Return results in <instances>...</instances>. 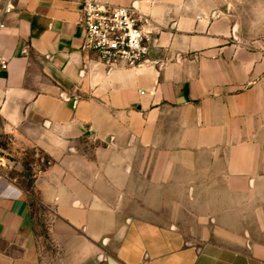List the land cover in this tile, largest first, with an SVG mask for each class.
<instances>
[{
  "label": "crops",
  "instance_id": "1",
  "mask_svg": "<svg viewBox=\"0 0 264 264\" xmlns=\"http://www.w3.org/2000/svg\"><path fill=\"white\" fill-rule=\"evenodd\" d=\"M136 4L147 64L83 49L80 0H0V132L40 151L33 191L0 160V264H264V41L225 0Z\"/></svg>",
  "mask_w": 264,
  "mask_h": 264
},
{
  "label": "built area",
  "instance_id": "2",
  "mask_svg": "<svg viewBox=\"0 0 264 264\" xmlns=\"http://www.w3.org/2000/svg\"><path fill=\"white\" fill-rule=\"evenodd\" d=\"M3 13H11L17 0H2ZM80 23L84 28L83 49L91 59L108 68L124 66L139 67L150 60L155 46L156 30L151 17L143 13L134 3L113 5L100 0H80ZM5 23L1 22L0 27ZM1 67L6 69L8 61L0 58ZM35 155L46 164L51 160L38 150Z\"/></svg>",
  "mask_w": 264,
  "mask_h": 264
},
{
  "label": "rangeland",
  "instance_id": "3",
  "mask_svg": "<svg viewBox=\"0 0 264 264\" xmlns=\"http://www.w3.org/2000/svg\"><path fill=\"white\" fill-rule=\"evenodd\" d=\"M228 1L232 4L234 18L240 22V30L249 39L257 38L264 41V0ZM0 160L6 164L8 173L17 178L31 194L43 247L51 252L53 248L48 236L51 217L47 213L48 209L39 202L33 191L35 175L46 164L35 155L34 150L16 146L12 137L5 132H0Z\"/></svg>",
  "mask_w": 264,
  "mask_h": 264
}]
</instances>
